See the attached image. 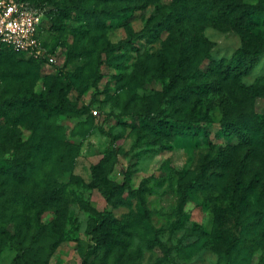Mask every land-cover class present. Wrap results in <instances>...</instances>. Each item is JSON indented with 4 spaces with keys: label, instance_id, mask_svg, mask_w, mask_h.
Listing matches in <instances>:
<instances>
[{
    "label": "rangeland",
    "instance_id": "1",
    "mask_svg": "<svg viewBox=\"0 0 264 264\" xmlns=\"http://www.w3.org/2000/svg\"><path fill=\"white\" fill-rule=\"evenodd\" d=\"M23 1L39 11L41 38L54 61L0 51V102L61 97L87 109L51 116L37 105L0 111V264H98L104 249L95 225L107 214L128 231L105 224L107 240L128 245H115L105 264H264V183L253 168V162L264 168V161L258 148L247 153L230 126L242 115L264 119V96L251 95L252 86L264 83V52L233 91L223 87L225 108L216 94L208 105L193 94L183 101L175 95L197 80L196 70L245 45L236 30L198 29L181 77L174 73L182 49L159 24L172 0L144 6L134 0ZM68 7L64 15L60 9ZM257 29L256 43L264 36V15L255 37ZM140 113L191 118L192 131L154 129ZM20 144L23 155L28 148L36 155L21 179L11 169V150L19 145L20 158ZM107 149L115 160L108 179L120 183L129 168V184L141 190L143 203L127 191L126 205L108 201L91 185L92 167ZM245 153L252 177L237 184L231 169ZM15 165L20 170V159ZM230 238L238 242L228 249Z\"/></svg>",
    "mask_w": 264,
    "mask_h": 264
},
{
    "label": "trees",
    "instance_id": "2",
    "mask_svg": "<svg viewBox=\"0 0 264 264\" xmlns=\"http://www.w3.org/2000/svg\"><path fill=\"white\" fill-rule=\"evenodd\" d=\"M19 1L24 2L23 0ZM134 1L141 6L149 3V0ZM24 4L27 8L39 13L37 9L28 6L25 2ZM168 9V12L162 15L159 24L167 28L168 31H172L176 41L182 49L180 58L177 59V65L179 67L178 72L174 73V75H181V77H184L181 72H186L188 65H186L184 61L188 60L189 63V59L193 57V50L197 47L196 35L198 29L202 30L206 26H212L221 31L234 29L244 40L245 45L234 52L230 58L210 60V63L205 70H196L193 75L197 80L188 88L177 91L175 95L181 100L187 101L193 94L196 102L203 98L207 100L208 105L211 104V100L216 94L215 99L218 98L220 105L225 108L227 99L225 95H221L223 87L233 91V88L231 87L239 82L241 78L251 73L259 61V54L264 52V36L257 43L255 42L256 38L261 37L260 30H255L256 37L252 34L254 29H256V20L264 15V0H258L254 4L245 2L244 0H172ZM60 10L64 15L69 14V7ZM173 34L169 36L170 40L173 39ZM199 38L204 42L202 37L199 36ZM43 46L46 49L44 39ZM0 51L17 53L4 47L0 48ZM204 95L205 97H203ZM251 95L264 96V83L252 86ZM19 105L20 107L37 105L47 116H51L53 113L78 115L84 113L87 109V106L74 108L64 102L61 97L55 101L42 99L40 103L34 101V99L30 97H12L9 100L0 102V111L6 114L9 107H16ZM139 117L143 124L152 126L154 129L159 126L160 128L165 129V131H167L166 133L189 134L192 131L193 121L191 118L174 116L171 114L149 115L147 113H140ZM230 126H232L241 145L243 148L245 147L247 153L249 154L248 151L249 149L251 150L252 147L258 148L261 150V158L264 161V119L257 122L253 117L242 115L241 119H238L233 123L230 122ZM37 146L39 149H43L41 142L37 143ZM22 148L23 146L20 144V158L17 154L19 145H15L11 150V156L14 159V163L11 166L13 171H11L15 173V176H20V179L22 178L21 172L23 170L34 167L36 156L35 152L30 148H28L23 155L21 152ZM247 153H245L231 169L233 180L237 184L243 183L247 177L248 179H251L252 177L250 174L252 172L250 170V164L252 161L249 163L246 161V158H249ZM19 159L20 170L18 165H15V161ZM250 160H252V158H250ZM227 163L228 159H221L222 167L227 166ZM114 164L115 160L113 159V153L107 149L104 156L92 167L91 185L96 187L108 201L111 199H117L121 205H126V198H123L122 194L127 191L128 197L138 199L140 203H143V194L141 190L132 189L129 184L132 180V172L129 168L125 171L124 178L120 183L112 182L108 179V174L112 171ZM253 168H255V172L259 174L256 175L259 181L262 180L264 183V168L260 164H255L254 162ZM7 171L10 172V169H7ZM182 204L183 198L179 200L178 207L181 208ZM101 220L102 223L100 225H95V230L99 233L97 238L98 247L104 249V253L98 264H105L107 254L112 251V248L115 245H128V242L123 239L111 238L110 240H107L106 234L108 228H106L105 224L108 226L117 225L118 230L125 234H128V231L123 226L119 225L118 221L115 218H112L109 214L102 217ZM101 227H105L106 230L104 233L99 232ZM42 229L43 226L40 224L37 234H39ZM237 242L238 240L235 238L227 239L226 248L229 249L234 247ZM155 243L160 244L159 241H155ZM179 246L180 244H178V247ZM164 251L167 253L169 250L164 249ZM19 260L21 263L23 261V256H20L18 261ZM82 264H85V262Z\"/></svg>",
    "mask_w": 264,
    "mask_h": 264
},
{
    "label": "built area",
    "instance_id": "3",
    "mask_svg": "<svg viewBox=\"0 0 264 264\" xmlns=\"http://www.w3.org/2000/svg\"><path fill=\"white\" fill-rule=\"evenodd\" d=\"M42 17L19 0H0V48L53 62L43 46Z\"/></svg>",
    "mask_w": 264,
    "mask_h": 264
}]
</instances>
